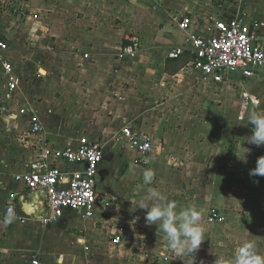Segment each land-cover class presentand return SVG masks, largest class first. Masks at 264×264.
Here are the masks:
<instances>
[{
	"label": "crops",
	"instance_id": "obj_1",
	"mask_svg": "<svg viewBox=\"0 0 264 264\" xmlns=\"http://www.w3.org/2000/svg\"><path fill=\"white\" fill-rule=\"evenodd\" d=\"M202 2L0 0V39L19 78L18 92H11L0 63V264H192L171 253L157 226L146 225L145 210L136 208L150 186L178 210L203 209L206 232L194 264H225L241 237L264 253V177L249 176L264 146L246 143L254 128L249 115L264 111V75L231 74L218 84L191 65L190 53L168 58L189 35L207 38L214 20L236 16L264 43V0H234L211 18ZM182 17L190 19L188 30ZM131 36L140 37L142 48L120 61ZM33 116L42 127L37 134ZM129 127L153 138L148 157L124 143ZM84 137L112 158L98 171L102 197L94 217L68 210L56 221L37 219L42 192L24 189L15 176L44 147H73ZM245 148L246 163L239 160ZM148 169L152 185L143 182ZM11 194L24 222L6 215ZM24 204L34 217L22 213ZM215 211L222 221H209Z\"/></svg>",
	"mask_w": 264,
	"mask_h": 264
},
{
	"label": "built area",
	"instance_id": "obj_2",
	"mask_svg": "<svg viewBox=\"0 0 264 264\" xmlns=\"http://www.w3.org/2000/svg\"><path fill=\"white\" fill-rule=\"evenodd\" d=\"M36 17V16H35ZM241 16L214 20L208 28L209 36L202 38L189 35L185 43L174 48L169 59H177L190 53L193 56L191 65L202 73L204 79L214 83H223L231 74H239L249 80L264 75V43L256 35L250 34L244 27ZM180 26L184 30L190 27V19L182 17ZM129 44L118 53L120 61L135 57L141 43L137 38H128ZM9 46L0 39V63L9 79V90L18 86L12 64L6 59ZM33 133L42 131L37 116L31 119ZM124 143L134 148L140 157H148L154 150V141L150 135L142 134L129 127L122 131ZM104 160V150L100 143L81 138L73 147L58 149L44 147L37 160L29 163L27 170L15 176V181L24 189L46 193L45 208L48 216L44 221H56L68 210L81 212L84 219L94 217L102 195L98 191V171ZM64 164L66 168H61ZM83 167V170H72L71 167ZM16 194H11V202L5 207L6 215L24 222L17 215ZM216 211L211 213L210 222L222 221ZM114 243L122 242L123 228L117 229ZM33 264H38L36 260Z\"/></svg>",
	"mask_w": 264,
	"mask_h": 264
},
{
	"label": "clouds",
	"instance_id": "obj_3",
	"mask_svg": "<svg viewBox=\"0 0 264 264\" xmlns=\"http://www.w3.org/2000/svg\"><path fill=\"white\" fill-rule=\"evenodd\" d=\"M248 123L254 125L252 134L247 138L248 144L256 147L264 146V111L252 112ZM241 162H247L249 149L245 148ZM130 172L135 171L131 166ZM250 177H264V156L256 161V167L249 171ZM154 172L151 169L143 172L145 185H152ZM136 208L145 210V223L147 226H157L162 240L168 250L178 257L192 258L194 264L195 254L204 241L206 228L203 221L204 211L195 206L180 208L175 201L170 200L157 187H147L144 195L136 202ZM222 246V245H221ZM215 264H219L216 259ZM225 264H264V253L257 251L255 242L241 237V243L233 256L225 260Z\"/></svg>",
	"mask_w": 264,
	"mask_h": 264
},
{
	"label": "rangeland",
	"instance_id": "obj_4",
	"mask_svg": "<svg viewBox=\"0 0 264 264\" xmlns=\"http://www.w3.org/2000/svg\"><path fill=\"white\" fill-rule=\"evenodd\" d=\"M190 1H194V0H190ZM203 1V2H202ZM199 0V2H202V4H203V6H205L206 8H207V11H208V17H212L213 16V14L217 11V8H218V6H223V7H225V8H223V9H227L226 7H230V9H232L233 7H234V0ZM242 2L243 0H239V2ZM225 2H227L228 4L227 5H225L224 6V4H225ZM215 16V15H214ZM195 16H193V18H194ZM212 22V21H211ZM205 28L207 29L208 28V26L207 25H205ZM209 36V33L208 32H206L205 34H203V37H208ZM130 38H137V39H139L140 40V43H141V48H142V41H141V39H140V37H137V36H131ZM141 50V49H140ZM140 52V51H139ZM137 56V55H136ZM135 56V57H136ZM135 57H133V58H129V59H134ZM129 59H127V60H125V61H128ZM124 62V61H123ZM16 92H18L17 90H15V93ZM14 93V94H15ZM110 154H109V152H108V150L107 149H104V160H107V162H109V161H111V156H109ZM108 156V157H107ZM99 180H100V186H99V188H100V190H102L103 191V188H102V181H104V179H102V178H100L99 177ZM106 200H107V197L105 196L104 197V199H103V203H105L106 202ZM73 218H75L74 220H78L79 219V216H77V217H73V216H71V220L73 219ZM72 232H75V230L73 229L72 230Z\"/></svg>",
	"mask_w": 264,
	"mask_h": 264
},
{
	"label": "water",
	"instance_id": "obj_5",
	"mask_svg": "<svg viewBox=\"0 0 264 264\" xmlns=\"http://www.w3.org/2000/svg\"><path fill=\"white\" fill-rule=\"evenodd\" d=\"M42 192V196H43V198H42V205H40L39 207H37V209H36V211H37V215H36V217H37V219L39 218V219H46L47 218V216H48V213H47V210H46V208H45V205H44V203H45V200H46V193L44 192V191H41ZM23 201L25 200V198L24 199H22ZM22 201V202H23ZM20 210L22 211V213H24L26 216H28V217H34V213H31L30 212V210H28V208L26 207V205L24 204V205H22L21 207H20ZM35 211V212H36Z\"/></svg>",
	"mask_w": 264,
	"mask_h": 264
},
{
	"label": "bare ground",
	"instance_id": "obj_6",
	"mask_svg": "<svg viewBox=\"0 0 264 264\" xmlns=\"http://www.w3.org/2000/svg\"><path fill=\"white\" fill-rule=\"evenodd\" d=\"M28 210H30V211H31V207H30V208H28Z\"/></svg>",
	"mask_w": 264,
	"mask_h": 264
}]
</instances>
